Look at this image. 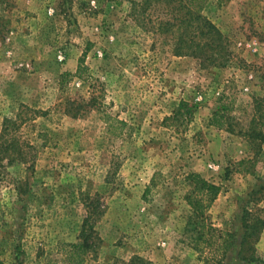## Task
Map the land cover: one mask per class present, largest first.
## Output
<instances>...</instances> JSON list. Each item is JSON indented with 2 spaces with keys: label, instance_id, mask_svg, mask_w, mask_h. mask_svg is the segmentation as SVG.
<instances>
[{
  "label": "rangeland",
  "instance_id": "obj_1",
  "mask_svg": "<svg viewBox=\"0 0 264 264\" xmlns=\"http://www.w3.org/2000/svg\"><path fill=\"white\" fill-rule=\"evenodd\" d=\"M166 3L152 1L151 22L170 19ZM202 15L226 40L222 68L173 56L128 0H0V129L33 115L13 132L26 163H2L0 264H68L89 202L98 241L81 264H202L189 173L219 187L205 222L232 235L221 264H264V228L250 227L264 221V0H209ZM81 57L84 81L61 82ZM179 102L191 116L172 121Z\"/></svg>",
  "mask_w": 264,
  "mask_h": 264
},
{
  "label": "trees",
  "instance_id": "obj_2",
  "mask_svg": "<svg viewBox=\"0 0 264 264\" xmlns=\"http://www.w3.org/2000/svg\"><path fill=\"white\" fill-rule=\"evenodd\" d=\"M153 0H141L136 2L128 0V15L133 17L134 21L143 31L170 36L171 53L175 57H189L198 61V64L204 68H222L230 59L231 54L227 49V43L224 36L218 29L202 15L203 9L209 0H167L166 12L170 16L167 20H157L151 22L147 17V9L151 6ZM156 1V0H155ZM86 67L83 65L82 57L77 60L75 70L72 74L64 72L59 78L62 82L66 77L83 80ZM220 101H225L221 99ZM72 102L69 103L71 105ZM230 102H221V106L215 110L208 119V125L221 129L225 123L224 113L229 109ZM80 109V106L76 105ZM259 110L255 103V112ZM44 115V113H41ZM191 116V109L184 103L179 102L176 110L173 112L171 120H183ZM33 115L29 118H22L16 114L12 119H4L0 129V179L3 177V162L8 165L12 162L26 163V153L31 146L20 142L13 132H17L20 124L25 121H32ZM109 119V118H107ZM106 125V116L102 117ZM26 150H25V147ZM187 187L182 200L188 208L189 216L185 223L186 228L194 233L191 240V249L194 251L198 260L202 264H221L222 259L232 244V235L227 232L218 231L205 222V214L211 204L216 199L219 187L208 182L197 174L189 173L183 178ZM154 185L151 180L150 184L144 188L141 199L146 200L149 188ZM86 215L82 219L80 231L77 240L74 243L63 245V254L68 264H81L85 253L95 246L97 237L92 230L93 208L89 207ZM245 216V217H244ZM246 212L241 215L243 228V241L246 234L245 227ZM255 226L264 228V221L254 220ZM248 227V226H247ZM239 243L242 245L243 242ZM212 247L209 255L203 256L205 249ZM239 254V252H238ZM137 259V258H136Z\"/></svg>",
  "mask_w": 264,
  "mask_h": 264
}]
</instances>
